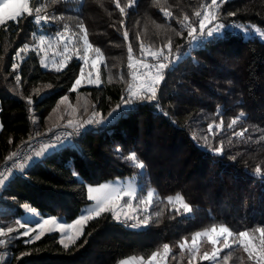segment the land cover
I'll list each match as a JSON object with an SVG mask.
<instances>
[{"label": "trees", "instance_id": "trees-1", "mask_svg": "<svg viewBox=\"0 0 264 264\" xmlns=\"http://www.w3.org/2000/svg\"><path fill=\"white\" fill-rule=\"evenodd\" d=\"M209 4L211 0H40V14L49 18L45 31L68 25L84 36L83 24L92 48L103 55V84L77 90L72 86L80 73L78 58L57 72L43 69L34 51L17 56L35 42L34 8L33 15L0 26V162L28 137L71 121L65 113L58 119L64 102L78 108L74 117L81 123L91 113L105 120L32 160L23 168L24 178L13 173L0 186V227L6 231L0 235V264H117L129 257L146 260L163 252L164 244L171 248L164 264H210L201 259L210 253L207 242L200 244L195 259L186 247L181 251L180 243L212 225H227L237 234L264 227V0H226L216 20L226 26V38L206 36L192 45L188 33L200 30L195 13ZM141 45L168 48L178 57L163 70L154 100L122 106L119 117L106 124L109 113L129 95V46L138 57ZM80 98L88 102L85 114ZM130 153L143 162L142 169L126 159ZM134 174L142 191H156L151 217L138 229L102 213L87 221L68 248L56 232L31 242L8 232L22 214V204L43 216L72 220L89 202L86 184ZM177 194L191 211L185 213L175 199L168 202ZM255 236L259 243V233ZM229 243L231 248H222L214 264H256L255 256L249 259L238 243Z\"/></svg>", "mask_w": 264, "mask_h": 264}, {"label": "snow or ice", "instance_id": "snow-or-ice-1", "mask_svg": "<svg viewBox=\"0 0 264 264\" xmlns=\"http://www.w3.org/2000/svg\"><path fill=\"white\" fill-rule=\"evenodd\" d=\"M226 2V0H211V4L205 7V10L203 12H196L195 15L197 17H201L199 19V26H200V33L201 36L206 35L207 37H215L217 39L221 38H226V33H225V28L226 26L224 24H216L214 27H207V25L212 24L213 21L218 20V11L220 8V5ZM40 0H0V26H4L8 21H17L21 18L24 17L25 13L28 15H33V8L35 9V17H34V22L37 24H40L42 21L47 23L48 22V17L47 16H41L39 13L42 11V8L37 6L39 5ZM117 7H119V4H117ZM121 13H124V8H120ZM166 15H170V13H166ZM229 15H235V13H229ZM184 20L187 21L188 17L185 16ZM123 23V22H122ZM186 26H191V25H186ZM80 29L82 32H84V36L82 37L83 39V44L85 47V56L83 57L85 61L87 62V49L92 48V45L89 43L87 33L84 29L83 24L79 25ZM237 28H240V25H236ZM64 29L67 32L68 31V25H64ZM196 31L195 28L192 29L188 33L189 36L192 37L193 40L198 39L196 36L193 35V33ZM59 36L60 33H57ZM125 39L128 38V33H124ZM46 37L40 36L39 41L41 44L44 43ZM67 43V41H66ZM169 48L171 47V43L167 45ZM28 49V45H24L22 49H19L17 51V56L20 55L21 52L25 51ZM141 51H144L143 45H141ZM95 52L97 53L98 56H101L102 53L99 48L95 49ZM132 48L129 46V61L132 60ZM150 55L156 59L158 58L161 53L158 52H151ZM15 59V58H14ZM164 59H168V57H164ZM44 62L42 61V64ZM46 66V65H45ZM131 63L129 64V67H131ZM169 65L160 63L158 66L156 65H151V64H145L144 67L148 69H152L153 67H156V73L154 75H149L147 76L140 84L138 87H134L132 83L129 84L128 86V98H122V105H117V108L113 110V112L109 113V119H115L119 117V110L120 108L123 107H128L131 106L134 102L136 101H143V100H148L152 101L156 98V86L159 85V83L163 79V70L167 68ZM18 67L17 64L13 63L12 68L15 70ZM96 67V61H93V68ZM57 72L61 71V68L56 69ZM83 75V67H81V76ZM136 79V75L133 74V80ZM16 80H20V76H16ZM81 83L80 78H78L75 83L72 86V90L76 89V86ZM64 100L67 99V97L62 98ZM29 103H32L31 100H29ZM243 114H241L242 116ZM237 119H233L232 122L228 125L229 128L233 127L237 123ZM93 122L100 124L104 123L105 120L103 118L99 120L93 121L92 119H89L85 123L87 124H92ZM223 123V122H221ZM219 127V126H217ZM213 130V125H209V131L211 132ZM243 133H236V135H242ZM217 153H221L222 149L217 148L215 149ZM44 150L42 149L41 151H38L35 153L36 156H41L43 155ZM16 154L13 153V156ZM126 159L130 162H132L137 168L142 169L144 167L143 162L138 161V157L136 156L135 153H130ZM23 166H21V169ZM257 174H261V168L257 167L256 169ZM8 177H3L0 178V185H3ZM102 190H107L104 192L103 196L99 195H93V193H100ZM88 193H89V200H95L96 201V206L94 209H90L85 215L82 213L80 217L73 221L72 225H67V224H58L57 223V218L55 217H49L47 219H43V221H37L36 223V228L40 229L41 232L40 234H36L34 237H30L29 241L34 239H40V235L43 234V229L46 226H53L58 229H70L73 228L76 225H80V228H76L75 234H68L67 235V242H65L63 236L65 233L62 232V239L61 243L65 248H68L71 244H75L76 240L79 239V235L82 234V226L87 223L88 220L99 216L101 213L112 211L113 216L115 219L119 220V214L115 211L114 205L119 201L122 200L123 197L127 196L130 199L135 198L137 193L136 189L134 187H127V188H118V187H113L111 184L108 185H100L97 188L89 187L88 188ZM155 192L153 190H149L147 193L146 199L144 197H141V202L142 203H148L149 205L151 204L152 199L155 197ZM173 199L177 202V204L182 207L183 211L185 213L191 211L190 206L183 201V198L177 194L175 198L173 197H168L167 200L169 203L173 202ZM23 207L33 215L39 216V213L37 210L33 207H30L28 204L23 205ZM179 210V209H178ZM158 215V214H157ZM127 219H132L131 216H128ZM147 217L143 221L144 224L147 223ZM16 224H18L21 228H26L28 230L24 231L22 233L23 236H29L30 232L34 231L31 229L26 223H22L21 221L17 220L15 221ZM132 227H138L140 226V223L132 224ZM8 232L11 233L13 232V229L11 227L8 228ZM255 233H259V243H256V236ZM4 234V229L0 227V235ZM202 237H207L208 241L212 245H216L218 240L222 237L223 238V247L224 248H231V244L229 243L230 238L232 239L233 243H238L240 247L243 248L244 252L248 253L249 259H252L253 256L256 258V264H264V227H256L255 229L252 230H245V231H239L238 234L232 230L229 226L221 224L219 226L212 225L208 229H204L202 231H198L192 235V243L190 246L187 247V252L192 256L193 259H195V253L199 251L198 248V240ZM0 243H4V241L0 240ZM189 245V242L187 238L180 243V248L181 251H185V246ZM163 248V256L160 257L162 261L166 260L168 255L171 252L170 245L164 244L162 246ZM220 255L219 250H214L211 255H209L207 252L204 253L203 257L201 259L204 260H209V261H215L216 258ZM160 256L159 252H153L150 257H148V264H159L157 261V257ZM122 264H129V261H124ZM140 264H143V258H141Z\"/></svg>", "mask_w": 264, "mask_h": 264}, {"label": "rangeland", "instance_id": "rangeland-1", "mask_svg": "<svg viewBox=\"0 0 264 264\" xmlns=\"http://www.w3.org/2000/svg\"><path fill=\"white\" fill-rule=\"evenodd\" d=\"M71 1H74L77 4L81 0H71ZM218 3H219V0H218ZM207 6L208 5H206L202 8V12L205 10V7H207ZM39 15L45 16V15L40 14V13H39ZM43 23L45 24V22H43V21L40 24L36 23L39 29L35 35V42L33 45L28 46L27 50L21 52L20 55L21 54L25 55L26 53H28L30 51H34L35 53H37L39 55L40 64H41V67L43 69H54V70H56L58 67L61 68V70H62L66 66V63L69 59H71L73 57L78 58L81 61V67H83V75L81 76V68H80V73H79L78 78H80L81 83L76 86L75 90H77L79 87L85 86V85L103 84V68H104L103 55L98 56L97 53L95 52L94 48H89V49H87V62H86L85 59L83 58L85 56V47H84L83 39H82L83 35L75 32V31H71L69 29L66 32L64 29V26L61 28H55L50 33V32L45 31L44 28H42ZM47 23H49V20ZM216 24H218V22L213 21V23L207 25V27H214ZM241 30L244 32H250V30L247 28H241ZM252 31H253V29H252ZM253 32H255V31H253ZM57 33H60V35L58 36ZM193 35L196 36L198 39L193 40L191 37V44L192 45H195L200 40H202L206 37V35L201 36L200 30H199V32L193 33ZM40 36L46 37L43 44H41L39 41ZM66 41H67V43H66ZM151 52H158V53H161V55L158 58L154 59L150 55ZM164 57H168V59L166 60V59H164ZM177 57H178V55L176 54V52L171 53V51L168 48L163 49V50H152L150 48H144V51L141 52V54L138 57L132 56V60L129 61V64L131 63V65H132L131 67H129L130 68L131 83L134 85V87H138L139 84L147 76L154 75L156 73V67H153L152 69H148V68L144 67L145 64H151V65L158 66L160 63H164V64L171 65L172 63H174V61L177 59ZM94 60L96 61V67L95 68H93V61ZM20 61H21V58H19L18 62H20ZM42 61L44 62L43 64H42ZM133 74L136 75L135 80H133ZM78 101H79V105H80V109H81V111L80 110L79 111L82 112L81 114H85L86 110H88L87 100L85 98H80ZM68 107H69V105H67V103L64 102L62 104V108L58 109V110H60L57 112L58 113V119H59V114L61 117V115H63V113H65L67 115V117L69 118L68 120H71V121L66 122L62 125L74 126V125L78 124L80 127H88V126L97 127V125H99L95 122H93L92 124L85 123L89 119H92L93 121L99 120L100 118L98 117L97 114L91 113L88 116L86 115V117H87L86 120L81 123V122H79V119H76V117H74L75 113L78 111V108L75 106H71L69 108ZM70 117H73V118L70 119ZM0 130H1V122H0ZM70 142H71V140H67V141H64V142H61L58 144H49V143L44 144L38 150V151H41L43 149L44 150L43 155H41V156L34 155L35 160L40 159L44 155H47L54 150H57L58 148L64 146L65 144H70ZM108 184H111L113 187H118V188H127L129 186L134 187L136 189L137 195L135 198H132V199L125 196V197H123L122 200H119L114 205L115 211L119 214V220L114 218L112 211H108V212H104V213H110L112 218L114 219V221L123 223V224H125L128 227L133 228V229H138L141 226L145 225L143 223V221L145 220L146 217L148 218L147 222L149 221V218L151 217V209L150 208L152 207V205L156 199V195L152 199L150 205L146 202L142 203L140 198L144 197L146 199L147 193L149 190H153L155 192V194H156V191L152 187L145 190V192L142 191L140 188V184L138 183V174H134L130 177L115 178L113 180L104 181V182H101L99 184H86V195H87V199L89 202H88V204L84 205L80 209V212L78 213V215L72 220H68L65 216H51V215L43 216L38 210H37V212L39 213V216H36V215H33L32 213L28 212L23 207V205H25V204H22L21 207H22L23 212L17 218V220L21 221L22 223H26L34 231L30 232L29 236H23L22 233L28 229L21 228L18 224H16L15 227L12 228L13 229L12 233L16 237H25L26 241H29L30 237H34L36 234H40V232H41L40 229L36 228L37 221L39 220L42 222L43 219H47L49 217L57 218L58 224L72 225L73 221L77 220L82 213L87 215L88 211L90 209H94L96 206V201L95 200H89V198H88V196H89L88 188L89 187L97 188L100 185H108ZM105 191H107V190H102L100 193H93V195L103 196ZM128 216H131L132 219H127ZM138 222L140 223V226H138V227H132L131 226L132 224H136ZM84 226H85V224L82 226V233H83ZM80 227H81L80 225H76L70 229H58V228H55V227L49 225L43 229V234L56 232L58 234V241L63 246V244L60 242L62 239V232L65 233L63 238H64L65 242H67V235L68 234H75L76 228H80ZM4 234H6L5 230H4ZM43 234H41L40 236H42ZM81 235L82 234H80L79 237ZM32 240H35V239L33 238ZM203 242L204 243L207 242L208 245H210L211 250H210V253H208L209 255H211L214 250L220 251L222 248H224L222 237L218 240L216 245H212L208 241L207 237H202L197 242L198 247ZM229 242H230V240H229ZM191 243H192V240L189 241V245H186L185 247L187 248L188 246L191 245ZM257 244H258V242H257ZM162 256H163V252H161L160 256L157 257V261L159 262V264L165 263V260L162 261L160 259V257H162ZM124 261H129V264H140L141 258L129 257V258L120 260L117 264H122V262H124ZM143 264H148V259L143 260ZM210 264H214V261H210Z\"/></svg>", "mask_w": 264, "mask_h": 264}, {"label": "built area", "instance_id": "built-area-1", "mask_svg": "<svg viewBox=\"0 0 264 264\" xmlns=\"http://www.w3.org/2000/svg\"><path fill=\"white\" fill-rule=\"evenodd\" d=\"M115 119H109L106 121V124ZM94 128V126L80 127L61 125L46 133L28 137L23 143H20L9 156L0 162V178L9 177L13 173H18L20 178H24L25 173L23 172V168L34 159L35 153L44 144H58L67 140L77 139ZM13 153L16 155L13 156ZM21 166H23L22 169Z\"/></svg>", "mask_w": 264, "mask_h": 264}, {"label": "crops", "instance_id": "crops-1", "mask_svg": "<svg viewBox=\"0 0 264 264\" xmlns=\"http://www.w3.org/2000/svg\"><path fill=\"white\" fill-rule=\"evenodd\" d=\"M34 159H35V157H34ZM34 159H33V160H34Z\"/></svg>", "mask_w": 264, "mask_h": 264}]
</instances>
